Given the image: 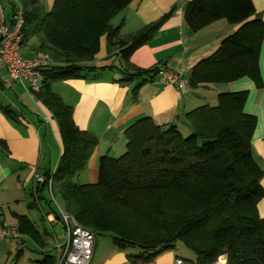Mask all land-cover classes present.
Returning <instances> with one entry per match:
<instances>
[{
	"label": "trees",
	"instance_id": "16d2710c",
	"mask_svg": "<svg viewBox=\"0 0 264 264\" xmlns=\"http://www.w3.org/2000/svg\"><path fill=\"white\" fill-rule=\"evenodd\" d=\"M6 1L12 25L18 6L14 0ZM132 1L55 0L46 12L40 0H20L24 19L21 49L34 41L31 51L48 55L52 61L40 70L42 80L35 100L56 121L62 142L60 164L52 174L55 198L95 236H111L121 250L140 249L136 257H129L130 264H153L178 243L192 253L190 264H215L222 255L226 264H264V218L257 209L264 198L263 170L252 154L256 120L243 112L246 92L219 94L215 106L187 114L192 127L187 137L176 124L159 126L150 118L141 119L125 132L127 146L121 157L99 159L96 184L75 181L98 141L78 129L73 108L53 91V85L97 79L105 69L91 63L105 37L122 63L123 78L117 83L138 81L132 91V100H136L141 87L161 68H134L130 57L152 40L174 10L123 38V24L114 27L112 21ZM184 18L193 33L219 21L237 28L211 57L191 70V89L243 78L262 87L259 54L264 23L250 0H192ZM0 112L17 122L9 105L0 103ZM18 221L17 232L37 241L39 235L33 226L24 218ZM39 264H53L52 257Z\"/></svg>",
	"mask_w": 264,
	"mask_h": 264
},
{
	"label": "crops",
	"instance_id": "0c3cea01",
	"mask_svg": "<svg viewBox=\"0 0 264 264\" xmlns=\"http://www.w3.org/2000/svg\"><path fill=\"white\" fill-rule=\"evenodd\" d=\"M0 1L2 2L0 18L3 17L5 23L9 25L10 6L6 0ZM191 1L133 0L112 21L114 27L123 24L120 35L126 38L174 10L152 40L130 57V64L134 68L140 70L161 68V72L151 82L141 87L135 101L132 100V91L138 81L129 84L117 83L123 78L122 63L118 51L110 49L105 37L101 38L99 52L91 63L97 69H105L97 79L70 80L53 85V91L66 105L73 108L72 118L78 129L91 134L98 141V146L86 168L75 180L79 185L97 183L99 159L103 156L121 157L127 146L125 132L141 119L150 118L159 126L176 124L181 131L185 130L190 134L192 127L186 115L198 108L210 106L208 100L212 95L216 105L219 94L246 92L243 112L256 120L251 146L254 160L263 170L261 186L264 189V38L259 54L261 88H257L251 80L243 78L224 85L223 90L226 93L218 92L217 86L214 85L191 89L188 84L191 70L199 62L211 57L221 43L237 31V28L225 21H219L193 33L184 18L186 6ZM250 1L264 23V0ZM40 2L44 10L49 12L55 0ZM32 44L34 41L29 47ZM29 47L22 48L21 54L27 59H32L35 53ZM179 72L182 74L180 80L185 86L183 90H179L175 85L166 84L167 74ZM6 91L10 96L5 97V103H0L9 105L16 114L17 122L0 112V142L4 144V147H0V190L5 184H9L6 191L9 190L13 196L26 189L29 194L27 211L35 210L38 213L41 223L49 227L50 230H47L56 245L62 241L63 226L56 216L54 222L49 224L47 217L54 212L48 204L49 198H46L50 197L48 190L42 185L37 188V194H34L33 181L36 175L45 177L57 172L63 153L58 125L46 107L30 97L23 84L13 81L5 69H0V95ZM4 193L6 192L3 190L0 192V223L17 231L18 218L26 219L38 233L39 238L35 241L25 236L23 241L31 240L45 252L43 235L37 230L35 222L27 215L28 213H18L16 209L19 207L18 199L4 197ZM8 200L18 203L9 211L13 225L7 222L2 210V204L12 203H8ZM257 209L259 217L264 218V198L258 203ZM58 225L63 230L61 237H57L54 231ZM97 246L96 240L94 254ZM52 251L54 254V249ZM193 259L192 253L190 254L185 247L177 246L173 251L159 255L153 264H190ZM121 264L130 263L123 259Z\"/></svg>",
	"mask_w": 264,
	"mask_h": 264
},
{
	"label": "built area",
	"instance_id": "2783aa9c",
	"mask_svg": "<svg viewBox=\"0 0 264 264\" xmlns=\"http://www.w3.org/2000/svg\"><path fill=\"white\" fill-rule=\"evenodd\" d=\"M15 1L18 9L13 24L7 25L3 17L0 18V69H5L13 81L23 84L27 93L35 100V94L39 92L42 80L40 70L50 66L52 61L48 55L42 53L36 54L32 59H27L21 54L24 19L20 0ZM181 78L180 72L167 74L166 84L175 85L179 90H183L185 86L180 80ZM33 184L34 194H37V188L43 185L48 190L51 202L55 203L52 175L49 177L36 175ZM56 213L64 233L61 238L62 242L55 245L52 257L53 264H90L94 255L95 234L80 226L72 215L65 212L57 204ZM55 216V214H51L47 217L49 224L54 222ZM24 238L25 236L16 230L9 229L4 225L0 226V243L12 241L20 245Z\"/></svg>",
	"mask_w": 264,
	"mask_h": 264
},
{
	"label": "rangeland",
	"instance_id": "374dc122",
	"mask_svg": "<svg viewBox=\"0 0 264 264\" xmlns=\"http://www.w3.org/2000/svg\"><path fill=\"white\" fill-rule=\"evenodd\" d=\"M1 2V1H0ZM2 4V2H1ZM7 13V11H6ZM224 89V85H217L216 90L221 93H226ZM5 95V96H4ZM10 93L8 91L2 93L0 95V102L5 103V97H9ZM13 97V96H12ZM209 105L213 106L214 103V95L211 96V98L208 100ZM181 131V130H180ZM183 131V132H182ZM182 135L184 137H187L189 134L185 132V130H182ZM82 181V180H81ZM11 185V183H10ZM9 184H5V189L2 188L0 192L3 190L6 193H4V197H12L18 199L19 207L16 208L18 213H28L27 215L31 217L32 221L35 222V226L37 230L43 235V242L44 247L46 248V251L43 252L41 246H37L32 242L31 240H24L22 243L23 245H16L12 241L8 242H2L0 243V264H39L41 261L45 260V257L51 256L53 254L52 249H54L55 246V240L53 237H51L48 230L49 227L45 226L41 221L39 220V215L35 210H30L29 212L26 209V204L29 199V194L26 189L20 190V193L14 194L13 196L10 195L9 190H7ZM46 198L51 201L50 197ZM13 200H8V203H11ZM16 202H12L10 205L8 204H2V210L4 214L7 217V222L9 224H14L13 220L10 217L9 211H12L14 209V205H18ZM55 203L61 207V201L58 197L55 198ZM51 203V208L56 210V204ZM13 206V207H12ZM10 209V210H9ZM43 209L47 211L44 207ZM1 213V210H0ZM7 228H9L6 225ZM11 229V228H10ZM48 229V230H47ZM55 234L57 237H61V234L63 233V230L61 226H55L54 228ZM50 235V236H49ZM97 240V248L95 250L94 254V260L91 264H121L123 259L128 260L129 257H136L141 250L136 247H127L124 250H121L117 248L112 240L111 236H108L106 234H97L96 235ZM62 241L60 240L61 243ZM183 248L181 244H176L175 247ZM191 254V253H190ZM124 257V258H123ZM225 258V260H223ZM226 256L222 255L220 256L215 264H226ZM129 263V262H128Z\"/></svg>",
	"mask_w": 264,
	"mask_h": 264
},
{
	"label": "bare ground",
	"instance_id": "6f19581e",
	"mask_svg": "<svg viewBox=\"0 0 264 264\" xmlns=\"http://www.w3.org/2000/svg\"><path fill=\"white\" fill-rule=\"evenodd\" d=\"M223 260H225V258H223Z\"/></svg>",
	"mask_w": 264,
	"mask_h": 264
}]
</instances>
